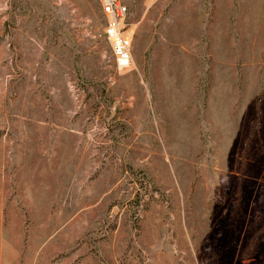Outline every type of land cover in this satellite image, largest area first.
I'll use <instances>...</instances> for the list:
<instances>
[{"label": "rangeland", "instance_id": "obj_1", "mask_svg": "<svg viewBox=\"0 0 264 264\" xmlns=\"http://www.w3.org/2000/svg\"><path fill=\"white\" fill-rule=\"evenodd\" d=\"M0 0V264H264V0Z\"/></svg>", "mask_w": 264, "mask_h": 264}, {"label": "built area", "instance_id": "obj_2", "mask_svg": "<svg viewBox=\"0 0 264 264\" xmlns=\"http://www.w3.org/2000/svg\"><path fill=\"white\" fill-rule=\"evenodd\" d=\"M104 22L102 35L111 47L116 69L125 70L131 63V37L126 28L127 9L120 0H99Z\"/></svg>", "mask_w": 264, "mask_h": 264}]
</instances>
